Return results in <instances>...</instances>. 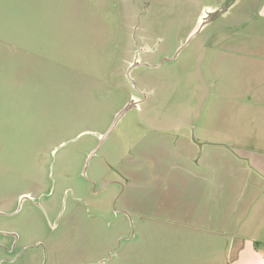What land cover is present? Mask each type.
Returning a JSON list of instances; mask_svg holds the SVG:
<instances>
[{"label":"rangeland","instance_id":"obj_1","mask_svg":"<svg viewBox=\"0 0 264 264\" xmlns=\"http://www.w3.org/2000/svg\"><path fill=\"white\" fill-rule=\"evenodd\" d=\"M260 1L222 0L180 43L188 0H0V264H169L139 254L162 232L141 230L126 168L161 131L209 153L236 130L228 54L264 53Z\"/></svg>","mask_w":264,"mask_h":264},{"label":"crops","instance_id":"obj_2","mask_svg":"<svg viewBox=\"0 0 264 264\" xmlns=\"http://www.w3.org/2000/svg\"><path fill=\"white\" fill-rule=\"evenodd\" d=\"M222 4L188 0L199 12L180 43L208 24L206 16ZM257 14L264 19V0ZM133 52L125 59L126 72L136 65ZM228 55L233 69L243 71V80L234 86L246 88L240 89V104L233 105L240 117L236 130L214 132L211 147L223 143L224 148L215 145L209 153L199 152L189 135L161 131V139H145V147L126 168L127 179L137 188L132 213L139 216L141 230L147 224L162 232L161 240L156 232L140 255L169 264H264V147L246 142L264 141V53L237 50ZM225 143H232V149Z\"/></svg>","mask_w":264,"mask_h":264},{"label":"water","instance_id":"obj_3","mask_svg":"<svg viewBox=\"0 0 264 264\" xmlns=\"http://www.w3.org/2000/svg\"><path fill=\"white\" fill-rule=\"evenodd\" d=\"M224 10H225V8H223L222 10L220 9V10H216V12L215 11H213L214 13H216V15H218L219 13H221V12H224ZM213 14V13H212ZM214 15V14H213ZM213 18V16L212 17H210L209 19H207V21L208 20H210V19H212ZM204 24H205V22L204 23H202V25L200 26V29H198V31H200L201 29H202V27L204 26ZM191 38V37H190ZM189 38V39H190ZM136 63H134V65H135ZM130 69H131V67H130ZM129 69V70H130ZM132 106H137V104H136V102L134 101V99H131L130 101H128V103H126V105L122 108V109H120V111L117 113V114H115V116H114V121H113V124H112V126L111 127H109V129L100 137V139H99V142L101 143V142H103V140L107 137V135L109 134V132L111 131V129L115 126V124L118 122V120L120 119V117L124 114V112L127 110V109H129V108H131ZM94 153V151L91 153V155L90 156H92V154Z\"/></svg>","mask_w":264,"mask_h":264},{"label":"flooded vegetation","instance_id":"obj_4","mask_svg":"<svg viewBox=\"0 0 264 264\" xmlns=\"http://www.w3.org/2000/svg\"><path fill=\"white\" fill-rule=\"evenodd\" d=\"M222 13V12H221ZM220 13V14H221ZM213 16V14H208L207 16H206V19L205 20H207V19H209L210 17H212ZM139 59H138V57H137V51L135 52V60H134V63H136V66L137 65H139ZM134 101L136 102V99H134ZM136 104H137V102H136ZM138 105V104H137Z\"/></svg>","mask_w":264,"mask_h":264}]
</instances>
